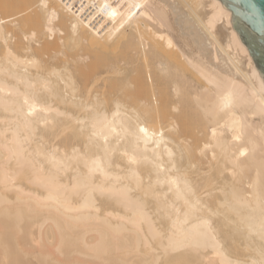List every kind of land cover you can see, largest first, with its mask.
Wrapping results in <instances>:
<instances>
[{
  "label": "bare ground",
  "instance_id": "1",
  "mask_svg": "<svg viewBox=\"0 0 264 264\" xmlns=\"http://www.w3.org/2000/svg\"><path fill=\"white\" fill-rule=\"evenodd\" d=\"M0 264H264V81L220 0H0Z\"/></svg>",
  "mask_w": 264,
  "mask_h": 264
},
{
  "label": "water",
  "instance_id": "2",
  "mask_svg": "<svg viewBox=\"0 0 264 264\" xmlns=\"http://www.w3.org/2000/svg\"><path fill=\"white\" fill-rule=\"evenodd\" d=\"M232 12L233 28L248 47L264 81V0H220Z\"/></svg>",
  "mask_w": 264,
  "mask_h": 264
},
{
  "label": "rangeland",
  "instance_id": "3",
  "mask_svg": "<svg viewBox=\"0 0 264 264\" xmlns=\"http://www.w3.org/2000/svg\"><path fill=\"white\" fill-rule=\"evenodd\" d=\"M23 263V262H22Z\"/></svg>",
  "mask_w": 264,
  "mask_h": 264
}]
</instances>
